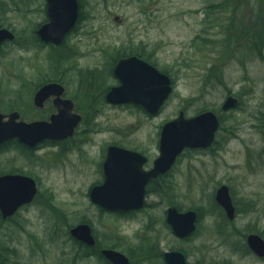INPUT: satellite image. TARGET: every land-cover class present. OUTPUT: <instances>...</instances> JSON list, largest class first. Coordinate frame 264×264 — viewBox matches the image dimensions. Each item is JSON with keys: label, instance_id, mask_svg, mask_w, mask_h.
Segmentation results:
<instances>
[{"label": "rangeland", "instance_id": "374dc122", "mask_svg": "<svg viewBox=\"0 0 264 264\" xmlns=\"http://www.w3.org/2000/svg\"><path fill=\"white\" fill-rule=\"evenodd\" d=\"M224 1L80 0L83 11L91 18L83 24L81 33L73 35L65 46L75 48L81 54L93 51V47H108V53H114L111 55L114 59L125 56L131 49L156 51L154 58L158 67L176 78L175 91L159 116L148 119L145 114L134 110L129 113L108 110L106 119L100 121L102 127L112 129L114 133H131L125 143L143 148L152 156L162 126L176 118L180 111L184 110L189 116L207 109L219 113L229 95L239 99V111L222 115L225 123L221 140L227 143L219 158L185 155L176 170L175 196L164 201L181 210L211 208L213 194L221 184H226L240 201V207L248 211L240 215L236 225L245 234L264 233V61L248 57L243 51L250 46L244 37L255 35L253 12L261 3L259 0H242L243 7L237 16L233 11L221 13L219 9H210L212 4ZM0 4L3 5L0 29L7 28L16 33L38 30L47 20L46 0H0ZM242 22L243 26H240ZM229 26L235 36L244 40L226 57L224 47L229 41L225 40L224 34ZM27 35L25 33L19 39L27 40ZM203 39L209 41L206 46L202 45L205 43ZM52 55V50L36 48L26 51L13 43L3 48L0 55L2 113L18 111L27 119L32 114L28 110L30 93L21 87L29 80L57 79L60 68L63 71L73 68L66 60L56 64L51 60ZM98 55H84L80 68L104 64L105 61L98 60ZM98 75L99 79L104 77L110 85L114 84L106 70ZM80 77L81 81L87 79L84 74ZM80 77L69 74L66 78L72 80L76 95L82 100L86 91L79 86ZM12 102L14 108L10 106ZM121 138L123 136L118 134L102 135L95 138V145L104 139L122 141ZM97 155L96 147L86 148L81 157L72 153L65 158L52 151L34 157L17 150L0 151V176L19 171L34 177L40 186L32 205L22 209L13 221L0 225V247L3 246L0 252L2 249L3 258H8L7 264H73V260L74 264H104L96 258H77L71 253L74 243L69 239L70 230L81 223L93 226L96 234L103 238L116 226L115 218L99 212L88 197L91 187L101 179L96 174ZM208 170L213 171L212 174L217 171V177L209 179ZM166 208L164 204L154 211L147 210L133 223L118 226H128L126 234L133 244L136 243L134 234L139 230L138 223L157 219V232L165 246H178L165 226ZM208 227L199 226L206 235L197 236L190 246L193 263L264 264V260H257L252 255L238 260L230 250L238 238L234 236L226 243L221 242L212 231L206 230ZM144 237H152V232L145 231ZM11 240L15 241L14 246L12 244L15 251L6 253ZM101 242L109 246L114 244L109 239ZM195 245L203 247L205 252L197 251ZM145 264L154 263L146 261Z\"/></svg>", "mask_w": 264, "mask_h": 264}, {"label": "flooded vegetation", "instance_id": "af4514ba", "mask_svg": "<svg viewBox=\"0 0 264 264\" xmlns=\"http://www.w3.org/2000/svg\"><path fill=\"white\" fill-rule=\"evenodd\" d=\"M79 1V17L78 21L75 25V27L68 33L67 37L65 40L60 44V45H54V44H48L45 43V47H43L44 50H52L53 55L51 56V60L54 61L56 64H60V62L63 61H70L71 69H68L66 71H63L62 68H60V75L59 78L57 79H51V80H46V81H41L39 80L38 82H34L32 80H29L26 84L23 86L26 88V90L29 91V103H28V110L32 112V114H29L27 116L26 121L28 122H35V121H51L52 117L55 115H58L59 113H63L66 117L64 119L65 123L67 124H72L75 120V117H79L80 121L77 124V126L74 129L73 135L61 139L58 141L54 140H45L42 143L38 144L35 147H27L29 150V156H37L38 154L42 152H50L52 153L56 152L58 156H62L65 158L66 156L70 154H75L79 157L82 155H85V149L86 148H92L94 149L95 147L97 148V156H99V159H97L96 162V174L100 175V180L96 182L91 189L89 190L88 197L91 200V193L95 187L101 186L105 183L107 176H106V169L105 165L109 156V152L111 148H121V149H126L129 151H133L136 153L141 154L144 156L147 160L146 162L142 165V169L145 172H149L153 169L155 161L158 159L160 156V140H161V132H159L158 138L159 142L157 144V147L154 148V156H152L149 151H145L143 148H138V147H131L125 143L127 141L128 136L131 133L128 132H123V131H112V129H109L107 127H102L100 124L101 120L106 119V112L109 111H115L118 113H129L130 110H134L135 112L143 113L146 115L148 119H154L157 116H159L158 113L156 115H152L149 112L146 111V109L142 106L130 104V103H113L109 100V93L116 87L120 86L121 82L119 78L116 75V67L119 64V62L123 59L131 58V57H136L153 67H156L157 69H160L157 65L156 58V51L155 50H150L146 48L142 49H131L130 52H127L125 56H120L114 59L112 57L111 53H108L110 48L108 47H102V48H96L93 47L92 50L89 51L87 54H81L79 52H76L75 48L72 47H66L65 45L67 44L68 40L72 38V36L77 35L81 33L80 29L83 28V24L85 25L86 22L90 21V14L87 16L86 12L83 11V8L81 6L80 0ZM46 14H47V20L44 24L49 22V6L48 2L46 0ZM119 19V18H117ZM43 24V25H44ZM42 49V50H43ZM83 49V48H82ZM98 55V60L101 62L105 61L104 64L100 63V65L95 66L91 68V66L80 68L81 66V60L85 57L84 55ZM110 55L109 57H107ZM110 60L111 63L108 61ZM76 65H73L74 63ZM69 65V66H70ZM103 65V68L101 67ZM75 66V67H74ZM106 66V68L104 67ZM106 70V73L108 76L111 78V81H114L113 85H110L105 78H98V74L104 73ZM161 70V69H160ZM166 73V72H165ZM69 74L76 75L78 74L79 77L81 74H84L87 76V79L85 81H79V86H83L85 88L86 94L84 96V99H80L76 95V90L75 87H73L72 80H68L66 77ZM171 77V75H169ZM172 83L174 86V91H175V86H176V78L171 77ZM49 84H56L59 85L58 87H55L53 91L48 95V96H42L38 98V93L39 91L44 88L45 86ZM1 85V84H0ZM108 85V86H107ZM110 85V86H109ZM231 96V95H229ZM228 96V97H229ZM227 97V98H228ZM226 98V99H227ZM171 99V98H170ZM237 99V98H236ZM226 101V100H225ZM223 102L221 106V112L217 113L214 109H207L203 110L193 116L187 115V112L180 111V113H184V116L186 118H193L196 117L197 115H200L206 111H213L217 114L219 122H220V127L218 131L216 132L215 139L213 143L208 146L207 148L203 149H186L184 153L177 159L176 163L172 166V168L165 174L159 175L156 178L151 179L148 184L145 187V202L144 205L139 208V209H131V210H126V211H115V210H108L105 209L97 204H95L92 200V205L102 214H108L112 215L115 218L116 226L113 228L114 231H109V235L106 236V238H103L99 235L96 234L95 228L93 226H90L92 229V235L95 239V244L94 245H88L82 241H79L77 239H74L80 244H83L84 246L89 247L93 255L91 258H96V254L102 255L107 264H112L104 255H103V250H115L118 252L123 253L126 255L130 261V264H134V262H137V264H145L146 261H151L154 264H168L165 254L167 252L171 251H178L184 254L185 259L187 264H202L201 262L193 263L191 261V252H190V246L194 242V240L197 238V236H202L206 235L200 230L199 226H209L206 228L207 231H212V233L215 235V237L221 239V242H227L230 238L232 237H237L238 240L234 241L235 244L232 245L230 250L234 254V256L238 260H244L246 257L249 255L254 256L257 260H264V256L260 257L258 256L253 248L251 247L249 243V238L252 235H257L260 238L264 240V233L259 232V233H250V234H245L243 232V229L240 228L239 226L236 225V222L238 221V218L240 215L243 213L245 215L248 213L246 210L247 208L240 207L241 203L239 200L233 196L231 187L226 185V184H221L218 189L215 191L213 194V207H200V208H192L189 210H181L177 206H173L169 203H166L164 200L167 198H172L175 196L176 192V185H175V177H176V170L177 167L181 161V159L185 155H193V154H199L204 157H210L214 158L215 160L219 158L220 153L224 150L225 145L227 142L221 140V132L224 127L225 123V118H223V113H229L231 111H239L241 108V102L239 99H237L236 104L233 107H230L227 110L223 109V105L225 103ZM131 111V112H134ZM177 116V117H178ZM174 118L172 120L177 119ZM170 120V121H172ZM121 135L123 136L122 141H107L104 139L103 141L97 142V146L95 145L96 140L95 138L104 136V135ZM235 138V137H234ZM231 140V139H230ZM30 158V157H29ZM135 164H132L130 162H127L125 160H117L118 165H114L111 167L110 172L120 178V175L123 171L125 172H131V177L134 178L137 177L135 173H137V164L139 161L134 160L133 161ZM251 166V165H250ZM213 171L208 170L207 174L209 176V179H215L217 177V171L215 174H212ZM117 182L119 180L116 178ZM217 181V179H216ZM120 183V182H119ZM126 187L127 184H125ZM115 186H117L115 184ZM133 186V185H129ZM227 186L229 189V194L230 198L232 201V205L234 207V211L232 215H229L227 211L225 210L224 207H222L216 200L218 190L223 187ZM40 187V186H39ZM123 187V184H119V189ZM118 187L115 189L117 192ZM40 190V188H39ZM134 192V190H131ZM129 191L128 194L131 192ZM121 193V192H120ZM112 194V191L111 193ZM37 196L35 199L23 206L14 216L4 219V221H13V219L19 214V212L26 208L27 206H30L34 203L36 200ZM167 207L164 212L165 216V226H167L169 235L173 238V240L178 243V246H170L167 245L165 246V243H163V239L161 238L159 232H157V225H159V221L157 219L151 218L149 222H139L138 227L139 230L135 232V237H134V242L136 243H131V241L127 234V227L128 226H118V224L123 223V224H130L133 223L137 216L146 212L147 210H155L159 208L161 205H164ZM212 205V204H211ZM170 208H175L181 213H186L191 210L195 211L196 213V222H195V231L186 236V237H179L177 236L174 231L172 226L168 223V211ZM58 215L60 213L58 212ZM60 218V217H59ZM209 221V222H208ZM4 224V223H3ZM2 224V225H3ZM1 225V224H0ZM212 226V227H210ZM76 227V226H75ZM121 231V232H120ZM145 231L152 232V252L156 256V258L152 260L150 259H145L144 257H141V253L136 251V256H138L137 260H133V258L125 251L123 247H127V245L131 244L135 246L136 249L142 246L143 241H144V235ZM208 235V234H207ZM59 240H60V232L58 234ZM208 237V236H207ZM109 239L111 242H114V244H117L115 246H109V244H103L101 241L102 240ZM148 239V238H146ZM14 240L9 241V249H6V253L14 252L15 248L12 247V244L14 243ZM163 243V244H162ZM14 246V244H13ZM13 248V249H12ZM195 249L199 251L200 253H204L205 250L203 247H198L195 245Z\"/></svg>", "mask_w": 264, "mask_h": 264}, {"label": "water", "instance_id": "95a60500", "mask_svg": "<svg viewBox=\"0 0 264 264\" xmlns=\"http://www.w3.org/2000/svg\"><path fill=\"white\" fill-rule=\"evenodd\" d=\"M49 6V22L38 30V35L46 43L60 45L67 33L75 27L79 17L78 0H47ZM16 34L7 29H0V53L5 43L14 41ZM116 75L121 85L109 93L113 103H131L143 106L147 112L156 115L173 92L171 78L136 58L121 60L116 67ZM59 85L49 84L38 93V98L48 96ZM237 100L229 97L223 106L224 110L233 107ZM65 115L59 113L51 121L26 122L21 120L19 112L9 115L0 112V145L12 140H18L24 145L35 147L45 140L58 141L74 133L80 121L77 116L72 124H66ZM220 127L217 115L211 111L187 119L184 113L164 125L161 132L160 156L151 171L145 172L142 165L146 158L139 153L121 148H111L105 165L107 179L101 186L95 187L91 200L108 210L126 211L139 209L145 202V187L148 182L167 173L176 163L185 149H203L210 146ZM125 160L131 165L137 164V177L130 178L131 172L123 171L120 178L110 172L111 167L118 165L117 160ZM123 187L119 189V182ZM115 184L117 186H115ZM128 187H126V185ZM133 185V186H129ZM117 192H116V188ZM131 190H134L131 191ZM112 191V194H110ZM131 191L129 194L128 192ZM121 192V193H120ZM38 193V185L34 178L22 174H7L0 176V212L4 219L14 216L18 210L31 203ZM217 202L225 208L229 215L234 207L227 186L218 190ZM196 213L189 211L180 213L175 208L168 211V223L179 237H186L195 231ZM73 238L88 245H94L95 239L89 224H80L71 229ZM249 243L255 253L264 256V240L257 235L249 238ZM103 255L112 264H130L126 255L115 250H103ZM168 264H187L183 253L171 251L165 254Z\"/></svg>", "mask_w": 264, "mask_h": 264}, {"label": "trees", "instance_id": "16d2710c", "mask_svg": "<svg viewBox=\"0 0 264 264\" xmlns=\"http://www.w3.org/2000/svg\"><path fill=\"white\" fill-rule=\"evenodd\" d=\"M259 1L261 5L258 7V9L255 12H253V14L255 13L253 15V26H254L255 35L253 34V36L244 37V39H246L247 42L249 41L248 43L250 46L246 47L243 51L247 54L248 57L254 56L264 61V0H259ZM241 7H243L242 0H226L218 4H212L210 6V9H213V10L219 9L221 13L233 11L234 15L237 16V14L240 12ZM2 9H3V5L0 4V10ZM240 24H241L240 26H243V22ZM230 26L233 28L234 24H230ZM230 26L226 29L225 34H224L226 36L225 40L229 41L227 45H225L224 47L226 51L223 55H225L226 57L229 55V53L234 52L235 50L234 47H237L243 39L242 37L235 36V31H233V29ZM25 33L28 34L27 35L28 39L27 40L19 39V36L21 37ZM203 41L205 42V43H202L203 46H206L207 42H209L206 39H203ZM13 44L17 45L20 49H23L26 51L33 50L36 48L43 49V47L46 46L44 42L39 38L36 29L25 30V31H22L21 33H17V39L15 42H13ZM5 47H7V45ZM216 71H217V67L212 70L213 74H215ZM21 88H25V87L22 86ZM10 104H11L10 105L11 108L15 107V104L13 102ZM10 150H17L20 153L29 152L28 148L25 145L18 142L17 140L7 142L3 146L0 147V151H3V152L10 151ZM13 172H19V171H13ZM47 205L50 209L54 210V207L52 205L50 204H47ZM4 222L5 221L2 219L0 215V224H3ZM69 239L72 240L74 243V247L71 249V253H73V255L75 253V256L77 258L83 260V258H91V256L94 254L89 247L78 243L71 236L69 237ZM116 245L117 244H113L112 246L117 247ZM0 248L3 249V246ZM123 248L133 258V260H137L138 256H136V251L138 250L139 252H142L140 256L144 257L146 260L147 259L154 260L156 258V256L152 252L153 248H152L151 238L144 239L142 246L139 247L138 249H136L135 246L131 244ZM2 249L0 252V264H7L8 258H3ZM96 259L99 262L107 264L105 258L99 253L96 254ZM73 264H74V260H73Z\"/></svg>", "mask_w": 264, "mask_h": 264}]
</instances>
